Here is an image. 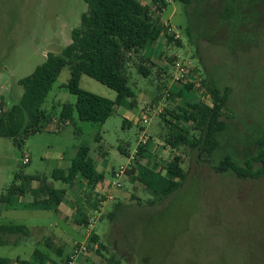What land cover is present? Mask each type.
<instances>
[{
    "label": "rangeland",
    "instance_id": "rangeland-1",
    "mask_svg": "<svg viewBox=\"0 0 264 264\" xmlns=\"http://www.w3.org/2000/svg\"><path fill=\"white\" fill-rule=\"evenodd\" d=\"M140 1L151 4V0ZM257 1L224 3L231 6L227 9L232 15L238 4L248 11L245 17L233 16L242 26L244 18L250 23L256 18L259 24L264 22ZM86 11L84 0H0V102L5 108L20 100L21 78L42 64L49 52L60 54L71 43V32L80 26ZM166 21L182 46L162 37L147 47L142 55L150 75L142 76L131 64L130 86L135 96L116 105L104 122L82 121L77 116L70 123L58 119L64 104L77 102L67 87L70 68L65 66L43 104L58 120L30 135L22 149L12 139L0 137V197L18 173L46 175L53 186L67 188L64 202L55 211L25 207L33 200L30 194L16 196L9 203L0 201V222L25 224L31 230L29 236L11 235L10 243L0 245V257L11 259L8 264H20L17 257L39 264L36 249L43 253L44 264L63 262L80 245L88 250L72 264H264V175L239 178L217 173L212 166L222 153H230L242 164L257 151L256 139L264 126V26L260 25L258 37L252 29L242 31L241 41L251 45L232 53L220 45L229 38L228 32L211 24L213 42L200 36L188 40L179 28L186 25L180 2L171 1L160 15L159 24ZM174 58L191 62L181 83L173 79ZM204 79L230 87L223 115L227 127L212 162L203 161L190 148L173 149L165 141L169 126L163 116L173 120L172 114L180 113L181 107L209 101ZM185 82L194 87L177 95ZM80 86L112 100L117 97L114 89L85 74ZM170 90L174 94L169 95ZM144 115L148 123L141 121ZM178 125L186 129L192 123L182 120ZM144 134L149 140L143 163H156L161 170L176 153L184 154L185 180L169 197L155 203L149 202L154 199L151 192L139 180H132L133 170L121 178V187H107L113 171L130 162L120 146L130 155ZM82 145L90 147L97 170L106 174L105 184L93 191L83 178L72 185L52 179L53 170L68 167ZM26 157L29 161L24 163ZM85 216L88 224L82 222ZM94 234L97 241L92 239Z\"/></svg>",
    "mask_w": 264,
    "mask_h": 264
},
{
    "label": "trees",
    "instance_id": "trees-1",
    "mask_svg": "<svg viewBox=\"0 0 264 264\" xmlns=\"http://www.w3.org/2000/svg\"><path fill=\"white\" fill-rule=\"evenodd\" d=\"M84 1L87 4V11L81 16L80 26L72 30L71 43L60 54L49 52L42 64L19 80L24 91L18 102L10 108H5L0 102V137L12 139L19 149L23 148L30 135L47 130L48 126L58 119L70 123L77 116L79 120L101 124L114 112L116 105L122 104L127 98H133L135 93L130 86L129 70L131 64H134L135 69L137 68L139 74L144 77L151 73L150 66L143 61L142 52L156 44L162 37H166L169 43L174 42L176 46H182V40L176 38L175 33L166 32L164 24H159L160 15L171 1L183 4L186 25L185 27L180 25L179 28L184 29V35L188 40H196L200 36L213 42L209 31L211 24L212 27H220L228 32L229 38L220 45L225 46L232 53L251 45L241 41L242 31L252 29L258 37L260 25L264 26V22L259 24L257 18L255 23H250L244 18L240 26L239 22H234L236 18L234 19L233 16L242 18L248 11L245 8L240 9L238 4L239 7L236 8L235 13L232 12V15L227 9L230 5L226 6L225 0H151L149 6L140 0ZM263 1L258 0L256 5L261 7L264 13ZM231 15L232 19H230ZM138 58L141 60H137ZM65 66L70 68L67 87L77 96V102L64 104L59 118L56 119L43 108V104ZM83 74L114 89L117 93L116 99L112 100L82 88L80 81ZM202 86L206 88L209 101L202 100L196 105L187 104L185 108L181 107L180 113L172 114L173 120L163 116V120L169 126L165 141L173 149L179 151L182 147L190 148L195 150L203 161L212 162L211 158L220 148V136L227 127L223 115L230 95V87L221 88L213 80L208 79L202 80ZM193 87L194 84L185 82L176 94L181 96ZM172 94L174 92L170 90L169 95ZM182 120L191 122L192 126L186 129L180 127L178 121ZM256 145V153L246 158L242 164L230 153H222L212 165L214 170L217 173L229 172L239 178H260L264 175V126L256 139ZM119 149L130 156L126 147L120 146ZM89 151L88 145L80 146L68 167H56L53 170L52 179L72 185L83 178L92 191L97 185L105 184V173L97 170ZM146 154V144L138 145V152L127 172L133 170L132 180H139L154 196L149 202L155 203L157 200L169 197L185 180L184 154L176 153L166 166L161 167V170L156 163L150 165L142 162ZM35 180L39 185L32 187L31 183ZM107 187L109 189L113 187L111 182ZM29 194L33 200L23 204L25 207L55 211L64 202L67 188L53 186L46 175L18 173L6 188V192L1 195L0 201L9 203L16 196ZM101 197L105 199V196ZM87 218L83 217L82 222L88 224ZM30 231L25 224L0 222V245L10 243L8 238L11 235L29 236ZM92 239L97 241L98 236L94 234ZM17 240L13 243L18 244ZM101 247L104 246L101 244ZM58 252L60 253L61 250L58 249ZM35 253L39 256V264H44L43 253L38 249ZM69 260L70 256L63 262L54 261L52 264H67ZM16 261L20 264H29L20 257H17ZM10 262L11 259L0 257V264Z\"/></svg>",
    "mask_w": 264,
    "mask_h": 264
},
{
    "label": "built area",
    "instance_id": "built-area-1",
    "mask_svg": "<svg viewBox=\"0 0 264 264\" xmlns=\"http://www.w3.org/2000/svg\"><path fill=\"white\" fill-rule=\"evenodd\" d=\"M164 26H165V30L166 32H173L175 33V37H179L178 34H176L177 32L175 31L174 27L169 23V22H164ZM177 30V29H176ZM191 63L190 61H183V58H177L174 62V69L175 72L173 74V79L175 82L181 83L182 81H184L189 73V68L191 67ZM143 123H148L149 122V118L147 115L143 116L142 119ZM149 138L147 135H142L140 137L139 143L138 145H145L148 142ZM138 145L136 146V148L134 149L133 153L129 156L130 162L127 166H121L118 170H116L114 172L113 175V180L111 181V184L114 188H119L122 186V182H121V178L124 176V174L127 171V168L131 166V162L135 159V156L138 152ZM29 161V158L26 157L24 159V163H27ZM88 250L87 246L84 245H80L77 246L76 248H74L72 255L70 256V260L67 264H72L73 263V259H75L79 254L84 253Z\"/></svg>",
    "mask_w": 264,
    "mask_h": 264
},
{
    "label": "crops",
    "instance_id": "crops-1",
    "mask_svg": "<svg viewBox=\"0 0 264 264\" xmlns=\"http://www.w3.org/2000/svg\"><path fill=\"white\" fill-rule=\"evenodd\" d=\"M142 121V120H141ZM139 143V142H138ZM138 143H137V145H138ZM147 144V143H146ZM136 145V146H137ZM89 155H90V153H89ZM131 155V154H130ZM95 165H96V163H95ZM96 168H97V166H96ZM115 171V170H114ZM100 172V171H99ZM101 172H104V171H101ZM105 173V172H104ZM112 177H113V174H112ZM105 178H106V174H105ZM33 187V186H32ZM60 207V206H59Z\"/></svg>",
    "mask_w": 264,
    "mask_h": 264
}]
</instances>
